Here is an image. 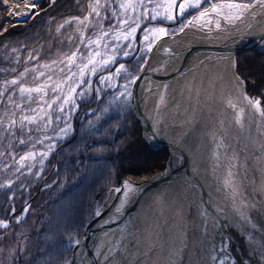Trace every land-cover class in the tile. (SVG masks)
<instances>
[{"label":"rangeland","instance_id":"374dc122","mask_svg":"<svg viewBox=\"0 0 264 264\" xmlns=\"http://www.w3.org/2000/svg\"><path fill=\"white\" fill-rule=\"evenodd\" d=\"M37 1H32L33 7L26 13L12 16L14 3L8 4L5 0H0V19L7 17L10 21H15L28 18L37 10ZM255 1L257 0H175L173 3V0H99L97 3V0H78L72 12L58 17L53 26H50V49L46 50L41 44L35 46L34 42L26 44L25 49L22 45L0 47L3 56L0 63V120L5 127L9 120L17 121L16 127L11 129L14 135L0 129V184L11 183L10 188H0V201L4 204L0 222L7 224V227L0 226V264H37L38 259L47 255L48 251V257H55L50 248V238L57 235L66 237L62 249L67 242L80 240L86 233L89 220L106 207L107 196L113 186L128 180H143L154 173L146 177L123 178L124 174L120 173L118 166L120 159H117L116 154L105 160H97L93 163L102 164L101 170L94 176H86L87 180L76 195L67 199L61 208L54 210V206L48 209L50 202L57 199L60 189L72 181H66L58 173L59 151L62 144L78 132V123L84 112L90 115L86 118L87 126L98 130L101 128V114L104 110L119 105L128 106L134 112L132 117L129 116V121L138 124V133L140 132L147 148H154L145 139L142 122L136 113V84L153 45L165 35L178 33L201 14L215 15L214 18L222 15L229 20L245 11L234 5H251ZM180 4L183 5V11L179 8ZM94 7L100 13L99 16L92 11ZM153 16L156 18L152 19ZM133 28L135 31H131ZM160 29L164 31L161 32ZM105 32L108 35L99 39ZM89 40L93 43L89 44ZM77 49L86 57L92 58L96 71L86 69L81 74L80 69L87 60L79 58L78 53L74 64L70 66L71 72L76 75L73 80L65 82L64 77L68 74L66 57ZM247 49L252 48L241 51ZM62 60L65 62L60 63ZM93 64L89 65V69ZM120 65L124 66L123 69H120ZM61 69L65 71L61 72ZM40 73L44 75L41 76ZM49 76L51 79H48ZM12 80H16L17 84H10ZM80 81L84 83L76 87ZM244 82L246 87L245 79ZM41 85L44 87L39 93L21 94L19 91L21 86L34 89ZM57 85L60 87H56ZM70 87H76V93L71 92ZM262 91L264 92V87ZM249 95L258 103L261 113H264L263 97L258 94ZM57 97L59 99L51 109L43 104L44 101L55 100ZM65 98H69L70 102L63 103ZM93 99L98 103L94 104ZM17 104L20 105L19 109L15 107ZM61 106L63 111L58 110ZM82 106H86L84 111L78 113ZM29 108L36 111L30 112ZM23 116L35 117V120L26 124L25 132L21 133L19 127ZM90 133L87 137L91 138L93 132ZM20 139H24L26 143L20 144ZM121 146L107 147L106 151L100 148H87L86 151H92L91 155L97 156V152H115ZM77 151L79 152L78 149ZM255 152L257 154L258 151ZM30 153L33 158L21 160V157ZM44 153L47 155H43ZM245 162L246 160L242 163L244 168ZM245 173L250 174L247 168ZM234 187L241 197L239 211L246 213L257 226L248 227V231L253 237L259 238L264 247V234L261 232L264 215L257 207L261 186L257 182L242 183L234 179ZM51 222L53 224L50 226ZM81 252L80 264L84 255V251ZM203 264H209L208 260H203Z\"/></svg>","mask_w":264,"mask_h":264},{"label":"bare ground","instance_id":"6f19581e","mask_svg":"<svg viewBox=\"0 0 264 264\" xmlns=\"http://www.w3.org/2000/svg\"><path fill=\"white\" fill-rule=\"evenodd\" d=\"M32 1H14L11 15L26 13ZM214 16L201 14L153 46L136 84L137 108L150 140L164 122L189 117L186 81L198 54L233 35L264 28L260 0L229 20ZM238 74L231 55L204 63V120L177 137L178 141L184 137L187 149L181 153L182 168L168 184L113 213L112 240L101 233L86 241L80 250L83 264H102L113 251L119 255L110 264H203V260L219 264L224 256L231 263L223 264H264L261 240L248 231L257 226L239 211L241 197L234 187V179L257 182L261 186L257 207L264 215V118ZM199 189L219 211L201 202Z\"/></svg>","mask_w":264,"mask_h":264},{"label":"trees","instance_id":"16d2710c","mask_svg":"<svg viewBox=\"0 0 264 264\" xmlns=\"http://www.w3.org/2000/svg\"><path fill=\"white\" fill-rule=\"evenodd\" d=\"M77 3L78 0H38L37 10L28 18L15 21H10L7 17L1 18L0 47H20L22 45L25 49L26 44L34 42L35 46L41 44L46 50L50 49V30L54 21L58 17L72 12ZM2 61L3 56L0 53V63ZM236 63L238 72L246 81L247 92L252 95L258 94L264 99L262 91L264 87V49L252 48L237 51ZM93 103L98 102L93 99ZM86 106H82L78 113L84 111ZM127 107L119 105L104 110L101 114L103 120L101 128L99 127L98 130L87 126L86 118L90 115L84 112L82 120L78 123L80 125L78 132L70 140L64 142L59 151L58 173L60 172L59 175L64 176L66 181H72L60 189L57 199L50 202L48 209L54 206H56L54 210L59 209L67 199H72L87 180L86 176H94L101 170L102 164L93 163L97 160H105L116 154L117 159H120L118 166L121 169L120 173L124 174L123 178L146 177L164 167L168 156L167 148L165 146L147 148L140 132L138 133V124L129 121V116L132 117L134 112ZM77 122L78 120H76ZM90 132H93L91 138L87 137V134H91ZM117 145L122 146L115 152L110 150L108 153L97 152V156L91 155L92 151H86L87 148L88 150L100 148L106 151L107 147L116 148ZM3 209L4 204L0 201L2 214H4ZM48 221L50 222V218ZM51 224L53 222L50 223V226ZM50 236L52 235L50 234ZM65 240L66 237L63 235L50 238V243H52L50 248L53 249L54 255L62 249ZM46 254L44 256H49V251Z\"/></svg>","mask_w":264,"mask_h":264},{"label":"water","instance_id":"95a60500","mask_svg":"<svg viewBox=\"0 0 264 264\" xmlns=\"http://www.w3.org/2000/svg\"><path fill=\"white\" fill-rule=\"evenodd\" d=\"M21 1V0H15ZM155 45V44H154ZM153 45V46H154ZM153 48V47H152ZM152 48L149 52V55L152 51ZM246 48H258L264 49V28L261 32H255V34L248 35H233L229 39H224L223 41L211 44L203 52L198 54L192 61L187 75V105L189 106L190 112L189 117H185L180 120L164 122L160 125L159 132L157 131L156 135L149 139L148 131L145 129L141 115L138 112V104L136 107V113L143 125V134L147 142L154 148L160 146H166L168 149V157L165 162L164 167L151 174L143 180H128L124 183H121L117 186H113L107 196L106 207L102 209L99 213L95 214L86 225V233L81 237L80 240L74 242V258L77 256L82 246L88 240H93L96 236L101 233H105L106 237L109 240H112V214L117 212V210L127 209L132 202L138 198L150 194L153 190L158 189L166 184H168L174 177L177 176V172L182 168L183 164L181 161V153L187 151L184 147V137L179 141L177 137L180 133L184 134L192 130L195 126L199 125L204 120V93L201 87V70L204 66V63L211 57L219 55H231L234 59V66L236 67V53L238 50ZM148 55V57H149ZM147 57V59H148ZM147 59L142 65L146 63ZM141 68V70H142ZM241 78V76L238 74ZM245 86L244 79L241 78ZM246 88V87H245ZM246 90V89H245ZM247 92V91H246ZM247 97L252 101L251 96L246 93ZM137 98V94H136ZM138 100V99H137ZM138 102V101H137ZM183 150V151H182ZM191 177V176H190ZM189 177V178H190ZM200 195L202 197V203L204 205L211 204L212 207L218 205L212 204L208 200L205 190L199 189ZM219 211L216 209V212ZM218 215V214H216ZM225 216L218 218V226L223 227V219ZM217 219V218H216ZM217 221V220H216ZM220 223V224H219ZM118 254L111 253L110 257L102 261V264H110L113 260L118 258ZM231 263L228 260V257L224 256L219 259V264Z\"/></svg>","mask_w":264,"mask_h":264},{"label":"snow or ice","instance_id":"6c2138e0","mask_svg":"<svg viewBox=\"0 0 264 264\" xmlns=\"http://www.w3.org/2000/svg\"><path fill=\"white\" fill-rule=\"evenodd\" d=\"M141 2H143V0H141ZM260 2H261L262 5H264V0H260ZM97 3H99V0H97ZM173 3H175V0H173ZM123 6L124 5H121V7H123ZM190 6H193V5H190ZM234 7H236L237 9L247 10L249 7H251V5H248V4H244V5L237 4V5H234ZM179 8H180L181 11H183V5L182 4L179 5ZM92 11L95 12L97 16L100 15V13L96 11V8L95 7L93 8ZM151 18L152 19H155L156 17L153 16ZM169 18H171V17H169ZM76 19L78 20L79 18H76ZM85 20H87V17H85ZM79 22L80 23H83V21H79ZM65 23H68V21H66ZM122 23H127V21H122ZM217 26L219 27V25H217ZM60 27H63V25H61ZM58 31H59V29H58ZM131 31H135V29L133 28V29H131ZM160 31L163 32L164 29H160ZM107 35H108V33L105 32V33H103V36L99 37V39H103V37L104 36H107ZM91 43H93V41L89 40V44H91ZM86 47H87V45H86ZM105 47H107V45H105ZM78 53H79V58H81L82 60H84V59L87 60V62L84 63L83 68L80 69L81 74H83L86 69L89 70V71H92V72H95L96 71L95 66L93 64L92 58L86 57L83 52H81L79 49H77L76 52H73L70 56H67L66 57V61H67L66 68H67L68 74H66V76L64 77L65 82H67L69 80H73L74 77H75V75H76L75 73H72L71 72V67L70 66L74 64L75 59L77 58V54ZM97 54H99V53H97ZM64 62L65 61H63V60L60 61V63H64ZM104 63L106 65L107 64V61H105ZM90 64H93V67L91 69H89V65ZM77 67H79V66H77ZM123 67H124L123 65H120V69H123ZM27 71L28 70L26 69V72ZM64 71H65V69H61V72H64ZM23 75L24 74L22 73L21 74V77H23ZM40 75L43 76L44 73H40ZM48 79H51V76H49ZM101 82L103 83V78L101 79ZM9 83L12 84V85H15V84H17V81L16 80H12ZM83 83H84V81H80V83L77 84L76 87H79L80 84H83ZM43 87L44 86L41 85V86H38V87H36L34 89H28V88H25V87L21 86L20 89H19V91H20L21 94L29 93V92H37V93H39V92H41L43 90ZM56 87H60V85H57ZM76 87H70L71 92L76 93ZM53 91H55V88L53 89ZM77 94H80V93H77ZM58 99H59V97H57L55 100L44 101L43 104L46 106V108L51 109L53 107V104H55L56 103V100H58ZM69 102H70V99L69 98H65L64 101H63V103H65V104L66 103H69ZM15 107L19 109L20 108V105L17 104V105H15ZM58 110L59 111H63L64 109L61 106V107H59ZM29 111L30 112H35L36 109L29 108ZM45 114H47V113H45ZM13 115H15V113H13ZM262 115H264V113H262ZM41 119H42V117H41ZM34 120H35V117L23 116L21 118V120H20L19 131L21 133H24L25 132V129H26V124H31V123L34 122ZM48 123H51V121H48ZM16 125H17V121L14 120V119H12V120H9L8 126L5 127L3 121L0 120V129H3L4 131L8 132L9 135H14V133L11 131V129L14 128V127H16ZM29 131H31V129H29ZM19 143L20 144H24V143H26V141L24 139H20L19 140ZM43 155H47V153H44ZM31 158H33V156L30 153L26 157H21V160H27V159H31ZM17 171H19V169H17ZM4 187H9L10 188L11 187V183H9L8 185L0 184V188H4ZM10 199H11V197H10ZM0 226L7 227V224H5L4 222H0Z\"/></svg>","mask_w":264,"mask_h":264},{"label":"flooded vegetation","instance_id":"af4514ba","mask_svg":"<svg viewBox=\"0 0 264 264\" xmlns=\"http://www.w3.org/2000/svg\"><path fill=\"white\" fill-rule=\"evenodd\" d=\"M74 247V242H67L65 247L61 250V252L56 254L55 257L42 256L38 259L37 264H80V254L82 252L79 251L77 256L74 258ZM84 256L85 255H83L82 259H84Z\"/></svg>","mask_w":264,"mask_h":264},{"label":"built area","instance_id":"2783aa9c","mask_svg":"<svg viewBox=\"0 0 264 264\" xmlns=\"http://www.w3.org/2000/svg\"><path fill=\"white\" fill-rule=\"evenodd\" d=\"M8 4L13 3L15 0H5Z\"/></svg>","mask_w":264,"mask_h":264}]
</instances>
